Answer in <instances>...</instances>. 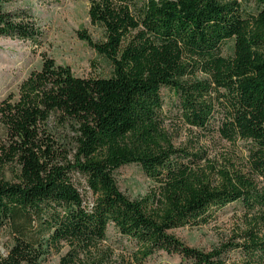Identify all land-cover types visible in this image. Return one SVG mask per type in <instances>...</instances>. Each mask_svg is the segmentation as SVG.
I'll return each instance as SVG.
<instances>
[{
  "label": "trees",
  "instance_id": "16d2710c",
  "mask_svg": "<svg viewBox=\"0 0 264 264\" xmlns=\"http://www.w3.org/2000/svg\"><path fill=\"white\" fill-rule=\"evenodd\" d=\"M14 1L23 0H0V38L41 47L30 12L6 9ZM253 2L247 11L238 0H88L89 22L103 37L77 36L108 63L109 76L76 78L42 55L17 100L0 103L8 142L0 143V167L17 162L21 179L0 181V229L14 238L0 264H36L42 249L62 248L58 264H77L108 240L109 228L128 244L130 264L158 253L190 264H264L259 222H247L241 242L207 253L171 234L207 225L230 205L244 216L264 210V0ZM197 74L204 79L193 80ZM164 90L185 124L246 144V174L222 169L212 180V168L199 167L201 155L172 147L160 129ZM54 125L72 134L73 164ZM131 165L157 187L139 200L115 180ZM74 172L93 196L90 205L72 183Z\"/></svg>",
  "mask_w": 264,
  "mask_h": 264
},
{
  "label": "rangeland",
  "instance_id": "374dc122",
  "mask_svg": "<svg viewBox=\"0 0 264 264\" xmlns=\"http://www.w3.org/2000/svg\"><path fill=\"white\" fill-rule=\"evenodd\" d=\"M243 9L251 11L253 0H238ZM7 10H27L32 15L42 38L41 47L35 48L28 42L15 39L0 38V103L10 100L16 101L21 83L33 71H39L42 55L52 59L56 65L66 67L76 78L95 79L107 78L110 74L108 63L96 55L86 41L77 36V32L84 33L92 43L102 40V31L90 24L87 15L88 0H23L10 3ZM232 42L223 46L222 55L231 54ZM204 79L200 74L193 80ZM164 105L162 108L161 131L175 149H184L189 154L201 155L199 167L208 174L213 170L214 180L216 172L225 169L228 173L245 169V147L240 141L229 143L221 139L215 130L202 132L185 124L178 116L174 104L175 99L169 91H162ZM215 115V126L221 116ZM57 130V131H56ZM54 135L61 137L68 145V161L73 164L75 157V143L65 129L50 127ZM0 143L6 144L7 136L0 122ZM212 174V173H211ZM71 180L83 195L86 204L90 205L93 196L86 189L84 179L77 173H72ZM116 184L122 194L130 200H139L156 190V185L148 180L139 169L134 166L121 168L115 174ZM0 181L20 183V165L11 162L0 167ZM256 183L258 181L256 180ZM207 225L199 227H185L171 232V234L185 246L207 253L227 242H241L238 236L247 229V222H259L260 236L264 235V210L249 216H244L239 205H230L215 213ZM14 243V238L8 227L0 229V256L6 257ZM42 255L36 264H58L67 248L59 253L53 249H42ZM234 255H232L233 257ZM129 247L120 240L111 228L108 229V240L97 246L89 253L79 256L77 264H130ZM23 264H33V260ZM143 264H190L181 261L176 255L158 253L148 258Z\"/></svg>",
  "mask_w": 264,
  "mask_h": 264
}]
</instances>
